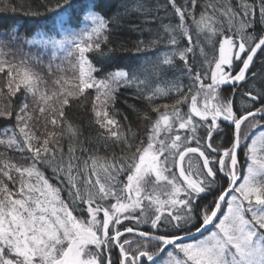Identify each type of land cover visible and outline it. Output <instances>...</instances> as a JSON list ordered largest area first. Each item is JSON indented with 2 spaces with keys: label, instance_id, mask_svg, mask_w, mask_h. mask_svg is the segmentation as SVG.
I'll list each match as a JSON object with an SVG mask.
<instances>
[{
  "label": "snow or ice",
  "instance_id": "1",
  "mask_svg": "<svg viewBox=\"0 0 264 264\" xmlns=\"http://www.w3.org/2000/svg\"><path fill=\"white\" fill-rule=\"evenodd\" d=\"M40 7L0 0L44 17L0 32V264H264V0Z\"/></svg>",
  "mask_w": 264,
  "mask_h": 264
},
{
  "label": "trees",
  "instance_id": "2",
  "mask_svg": "<svg viewBox=\"0 0 264 264\" xmlns=\"http://www.w3.org/2000/svg\"><path fill=\"white\" fill-rule=\"evenodd\" d=\"M16 2H21V0H16ZM23 4L25 5V11H28L29 8L33 11H40L43 12L44 9L42 7H40V5L44 2V0H22ZM101 5H106L110 2H112V0H100ZM155 2V0H153V3ZM161 2H163V0H161ZM201 2H203V0H201ZM44 21V17H32V16H25L21 13H17V14H4V13H0V32L5 31L6 29H8L9 27H16L18 25H23V27L20 29L21 32H23L25 29H28L29 32H31V30L35 29L36 27H38L42 22ZM141 38L144 39H148V34L145 33V35L143 37H141L139 34L137 33H129L127 31L123 32L120 34V39L129 42L127 43V47L129 49L128 52L123 53L120 57L119 60L117 61L119 64H127V63H132V62H136V61H142L145 59L144 55H140L137 56L134 51H132V44L130 42L132 41H136L139 40ZM27 50V49H26ZM153 56L152 53L148 54V58H151ZM48 61V57H45L44 62ZM47 64V63H45ZM253 71H264V67H262L259 63L256 64V67L253 69ZM163 79H161V83L163 82ZM167 79H171V74H169V76L167 77ZM130 96V93L128 91H123L120 94L119 97V102L117 103L116 107L118 109H121L123 112L127 113L129 116V122H131L132 126L134 129H137L140 134L142 135L143 132L145 131V124L140 121L137 116L131 112L130 109H128L123 101L125 98H128ZM163 102V101H160ZM15 103V101H14ZM128 103L129 104H133L135 103L137 105L138 108H143L144 105L139 103L138 101H135L133 99H128ZM71 119L77 123H81L83 128H84V133H83V137H88L89 139L93 140L96 137V130L94 128H89L87 125V121L89 119V113L85 112L83 109L77 110L75 108H73L70 113H69ZM7 126V123L3 120H0V127H5ZM227 132H223L221 133V137H217V139H221L223 136H226ZM65 147H67V143H65ZM241 162H244V157L243 155H241ZM51 173L49 172L48 175H50ZM208 199H211V197H208Z\"/></svg>",
  "mask_w": 264,
  "mask_h": 264
},
{
  "label": "rangeland",
  "instance_id": "3",
  "mask_svg": "<svg viewBox=\"0 0 264 264\" xmlns=\"http://www.w3.org/2000/svg\"><path fill=\"white\" fill-rule=\"evenodd\" d=\"M47 62L48 61H46L44 63H47ZM37 71H41V72L45 73V75H46V69L45 68H42V67L37 66ZM48 79L50 80L51 78L49 77Z\"/></svg>",
  "mask_w": 264,
  "mask_h": 264
}]
</instances>
